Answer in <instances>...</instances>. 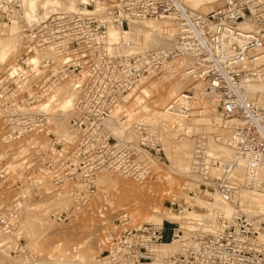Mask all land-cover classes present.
Instances as JSON below:
<instances>
[{"label":"built area","instance_id":"built-area-1","mask_svg":"<svg viewBox=\"0 0 264 264\" xmlns=\"http://www.w3.org/2000/svg\"><path fill=\"white\" fill-rule=\"evenodd\" d=\"M78 4L76 11L53 14L39 24L27 21L22 30L34 38L35 47L52 49L57 57L41 61L49 68L38 86L43 92L29 94L26 106L51 85L76 76L77 98L68 129L72 149L65 154L59 150L60 159L47 164L60 189L108 170L130 177L143 173L145 165L137 152L154 149V135L133 122L139 141L118 138L113 114L143 77L173 57L187 58L185 77L203 86L188 87L168 111L188 117L201 110L202 100L208 101L229 129L222 144L232 152L229 159L221 157L199 141L194 171L210 209L185 227L168 219L135 223L129 211H120L106 232L102 264H264V215L246 213L238 204L242 190L264 192L260 178L264 171V0H223L206 13L189 7L186 0H78ZM13 18L26 19L23 0H0L1 24ZM145 19L173 22V47L142 50L128 40L130 25ZM111 28L121 36L118 41L110 36ZM28 60L23 58L22 65ZM126 116L123 113L122 123ZM48 118L21 110L9 118L4 138L11 141L41 131ZM215 168L221 170L216 179ZM216 201L234 205V216L229 219L218 213ZM174 205L171 202L169 210L176 211ZM16 221L15 213L0 214V234L12 232ZM173 242L181 245L179 251H163L165 244Z\"/></svg>","mask_w":264,"mask_h":264},{"label":"rangeland","instance_id":"rangeland-1","mask_svg":"<svg viewBox=\"0 0 264 264\" xmlns=\"http://www.w3.org/2000/svg\"><path fill=\"white\" fill-rule=\"evenodd\" d=\"M192 2L189 0V4ZM222 3L223 0H218L196 10L206 13ZM78 6L77 3L76 8ZM74 10L77 9L68 11L61 7L48 13L39 10L31 20L25 16L27 20L13 18L4 20L3 24L0 22V174H3L0 176V214H17L12 232L0 234V264H102L100 257L106 248V232L122 210L129 211L135 223H161L164 218L157 210L182 215L192 205L198 213L194 217L198 219L206 209L199 203L206 200L205 188L199 187V174L192 168L199 141L204 140L210 152L224 157L220 154L223 144L217 137H227L229 129L217 120L208 101L202 100L198 107L201 110L188 117L168 111L181 92L192 85L203 86L201 82L188 80L181 90L172 91L187 67L172 70V65L181 66L185 59L173 57L163 67L143 77L113 114V121H118L113 127L118 138L137 143L140 135L131 124L140 123L142 119L140 124L154 135L152 146H158L161 151L154 146L150 152H137L138 160L145 165L143 173L130 177L108 170L96 173L88 181L68 182L60 189L53 182L47 164L60 159L59 150L65 154L72 149L68 129L77 98L76 76L51 85L39 100L26 106L29 94L43 92L38 86L49 68L40 63L46 56H55V51L35 47L34 38L25 36L22 30L28 25L27 21L35 20L34 23L39 24L53 14ZM163 23L166 28L175 27L173 22ZM23 58H29L27 65H22ZM16 66L22 70L12 73ZM65 99L69 100L67 110L61 107ZM21 110L47 114L49 122L41 131L28 132L20 139L7 141L4 134L9 118ZM67 112L65 126L59 128L57 123L64 121ZM123 113L127 114L125 123H121ZM55 140L59 145H54ZM187 149L192 151L191 168L183 170V152ZM212 172L216 179L221 170L215 168ZM171 202L176 203V211L169 210ZM59 214L62 219L57 218ZM166 238H169L168 234ZM163 247V250H179L177 243Z\"/></svg>","mask_w":264,"mask_h":264},{"label":"bare ground","instance_id":"bare-ground-1","mask_svg":"<svg viewBox=\"0 0 264 264\" xmlns=\"http://www.w3.org/2000/svg\"><path fill=\"white\" fill-rule=\"evenodd\" d=\"M76 1L78 3V0H23L24 6H25V16L27 17L28 20H31V19L36 17V15L39 13V10H41V12H47L48 13V12H51L52 10H57L61 7H63L64 9H67L68 11H72L73 9H78V7L76 8V4H77ZM192 1H193L192 4L191 3L189 4V0H186L189 7L193 8V9H199L202 6H206L207 4H212L218 0H192ZM39 5H40V8H38ZM74 11H76V10H74ZM204 11H206V9ZM163 22H169L170 23L171 21L168 19H165L163 21L154 20V19H145V20H141V21H136L130 25V29L128 30L126 37L128 40L134 41L136 43L137 47L139 49H142V50H154V49L156 50L159 48L169 50L172 47L171 45L174 44L176 28L172 27V25L170 28H166L164 26ZM110 36L115 41H118L119 38L121 37L118 35V32L115 30V28H111ZM181 63H183L181 66L172 65L171 69L177 71L182 66H186V65L188 66L190 64V61L187 58H185L184 60H182ZM16 70H18L17 66L14 67L13 71H16ZM178 73H180V72H178ZM35 74H37V72ZM181 76L183 78H180V80H178L173 85V87L171 89L172 91L173 90H181L183 88L185 82L188 81V79L185 77L184 73H181ZM61 107L63 109L67 110L69 107V100L68 99L63 100L61 103ZM142 108L147 109L148 107L143 106ZM65 114H67V115L64 117L65 118L64 121L60 120L57 123V124H59L58 125L59 128L65 126V120H66V117L69 116V113L67 112ZM147 117H148V115H147ZM147 117H145V118H147ZM55 119H56V121L58 120L57 118H55ZM141 121H143V119ZM141 121H140V123H141ZM115 125H116V123L114 124V126ZM122 129L123 128H120V130H121L120 132L123 133L124 130H122ZM122 137H123V135H122ZM217 139L222 144L224 142L225 138L223 136H219V137H217ZM220 146L222 148L221 149L222 151L220 154H222L224 157H226L228 159L231 158L232 157L231 150L226 148L223 145H220ZM191 155H192L191 149L190 150L187 149L186 151L183 152L182 161L184 160L185 163L183 164V167L181 169L188 170V168L189 169L191 168L190 167ZM192 168H194V167H192ZM190 172H193V171H190ZM194 175H196V174H194ZM192 176H193V174H192ZM260 178L262 181H264V171H262L260 173ZM197 201H199V200H197ZM199 203H202V205H205L206 208L210 209L211 203H209L208 199H206L205 202L201 201ZM238 204H239V207L241 208V210H243L246 213H249V214L254 215V216L264 215V192H254V191H249V190H242L241 195H240L239 200H238ZM214 205H215L218 213H221L222 216H224L225 218L231 219L236 212V207L230 203L216 201ZM187 211L190 212L191 214L190 213L188 214V212H186V211H185L186 213H183L182 215H178L175 212L167 213L165 211H158V210L156 212L162 218L180 222L181 225L183 227H185V226H188L189 223L195 219L194 216L197 213V212H195L192 205L190 208H187ZM176 243L177 242L167 243L164 246H174V245L176 246ZM177 244H178L179 250H180L181 245L179 243H177ZM179 250L178 249H170V250H163V251H179ZM146 264H151V263H146Z\"/></svg>","mask_w":264,"mask_h":264}]
</instances>
